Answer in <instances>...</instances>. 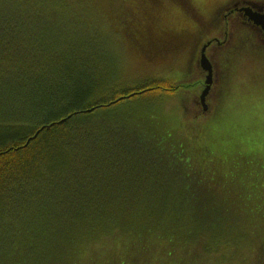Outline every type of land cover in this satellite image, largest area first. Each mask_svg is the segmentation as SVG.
<instances>
[{
  "label": "trees",
  "instance_id": "1",
  "mask_svg": "<svg viewBox=\"0 0 264 264\" xmlns=\"http://www.w3.org/2000/svg\"><path fill=\"white\" fill-rule=\"evenodd\" d=\"M64 7L0 0V264H264V152L106 110L182 85L116 89Z\"/></svg>",
  "mask_w": 264,
  "mask_h": 264
},
{
  "label": "rangeland",
  "instance_id": "2",
  "mask_svg": "<svg viewBox=\"0 0 264 264\" xmlns=\"http://www.w3.org/2000/svg\"><path fill=\"white\" fill-rule=\"evenodd\" d=\"M59 1L68 8L66 19L93 37L95 46L87 48L95 49L94 63L110 71L116 89L160 79L182 85L147 106L151 99L144 95L106 110L147 116L148 125L168 132L180 129L185 116L190 127L204 125V135L218 147L264 152V36L242 13H229L247 6L264 14V0ZM204 47L213 70L205 112L200 104L207 77L200 65ZM15 104L16 111L26 112Z\"/></svg>",
  "mask_w": 264,
  "mask_h": 264
},
{
  "label": "water",
  "instance_id": "3",
  "mask_svg": "<svg viewBox=\"0 0 264 264\" xmlns=\"http://www.w3.org/2000/svg\"><path fill=\"white\" fill-rule=\"evenodd\" d=\"M244 17H246L248 19V21H250L251 23L254 24L255 27H258L264 36V14H260L258 12H255L254 10H252L251 8H245L242 10ZM206 52V47H204L202 49L201 52V58H200V65L201 68L206 72L207 77L205 80V87L204 90L200 96V104L202 106L203 111H207L208 107L206 104V98L210 93V89L212 86V77H213V70H212V65L210 63V61L208 60V58L205 55Z\"/></svg>",
  "mask_w": 264,
  "mask_h": 264
},
{
  "label": "flooded vegetation",
  "instance_id": "4",
  "mask_svg": "<svg viewBox=\"0 0 264 264\" xmlns=\"http://www.w3.org/2000/svg\"><path fill=\"white\" fill-rule=\"evenodd\" d=\"M245 8H250V7L244 6V7H242V10L245 9ZM242 10L239 9L240 13H242V16L244 17V14H243V11ZM244 18H245V20L247 22H249L250 24L254 25L253 23H251L250 21H248V19L246 17H244Z\"/></svg>",
  "mask_w": 264,
  "mask_h": 264
}]
</instances>
